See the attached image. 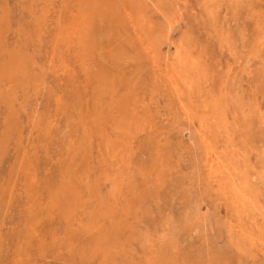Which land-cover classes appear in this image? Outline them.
Listing matches in <instances>:
<instances>
[{
	"label": "rangeland",
	"instance_id": "rangeland-1",
	"mask_svg": "<svg viewBox=\"0 0 264 264\" xmlns=\"http://www.w3.org/2000/svg\"><path fill=\"white\" fill-rule=\"evenodd\" d=\"M0 264H264V0H0Z\"/></svg>",
	"mask_w": 264,
	"mask_h": 264
}]
</instances>
